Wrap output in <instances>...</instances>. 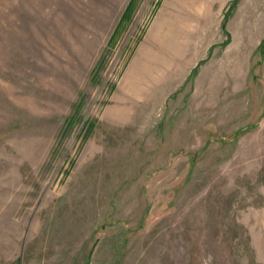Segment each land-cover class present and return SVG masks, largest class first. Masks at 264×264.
Returning a JSON list of instances; mask_svg holds the SVG:
<instances>
[{
	"label": "rangeland",
	"instance_id": "rangeland-1",
	"mask_svg": "<svg viewBox=\"0 0 264 264\" xmlns=\"http://www.w3.org/2000/svg\"><path fill=\"white\" fill-rule=\"evenodd\" d=\"M130 1L0 0V264H264V0Z\"/></svg>",
	"mask_w": 264,
	"mask_h": 264
},
{
	"label": "crops",
	"instance_id": "crops-1",
	"mask_svg": "<svg viewBox=\"0 0 264 264\" xmlns=\"http://www.w3.org/2000/svg\"><path fill=\"white\" fill-rule=\"evenodd\" d=\"M174 1L180 2L181 3V7L192 8L193 6H199V4H202L203 1H207V0H166V2H167L166 3L167 4L166 8H170L173 4L176 5V3H174ZM226 2H228V0H226ZM263 39L264 38H262L261 41Z\"/></svg>",
	"mask_w": 264,
	"mask_h": 264
},
{
	"label": "trees",
	"instance_id": "trees-1",
	"mask_svg": "<svg viewBox=\"0 0 264 264\" xmlns=\"http://www.w3.org/2000/svg\"><path fill=\"white\" fill-rule=\"evenodd\" d=\"M134 1H135V0H131V1H130L127 10H130V9L132 8V5L134 4ZM238 2H239V0H233L231 6H230V8H229V10L233 9L234 7H236V5H237ZM127 10H126V12H125V14H124V17H125L126 15H128V13H129V12L127 13ZM228 13H230V11H228ZM226 16H227V15H226ZM229 40H230V38H229ZM229 40H228V41H229ZM228 41H227V42H228ZM260 46H261V47H264V39L260 42Z\"/></svg>",
	"mask_w": 264,
	"mask_h": 264
}]
</instances>
